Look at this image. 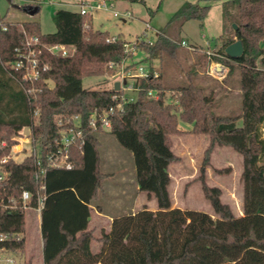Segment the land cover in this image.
<instances>
[{
	"label": "trees",
	"instance_id": "trees-1",
	"mask_svg": "<svg viewBox=\"0 0 264 264\" xmlns=\"http://www.w3.org/2000/svg\"><path fill=\"white\" fill-rule=\"evenodd\" d=\"M210 5L185 2L170 21L202 22ZM236 29L220 35L222 45L215 54H204L207 65L218 62L230 74L239 69L241 113L222 115L213 110L205 89L191 83L179 87L176 102L164 99L161 74L148 69L146 77L135 80L136 98L112 100L122 90L89 89L82 79L94 75L92 63L101 64L103 75L114 73L126 58V41L107 31H84L88 15L59 9L52 20L55 31L39 33L37 27L5 22L0 27V251L21 254L25 248V207H41L43 264H264V0H226L224 19H233ZM90 18V17H89ZM91 19V18H90ZM90 19L88 23L91 25ZM23 30L36 34L43 45L42 58L49 69L27 94L10 74L6 62L17 59L15 48L23 49ZM236 39L243 45L238 58H229L224 47ZM74 46L71 56L53 55L45 46ZM178 44L160 31L152 43H142L147 59L172 54ZM206 53V52H205ZM131 64L125 69L130 68ZM196 72V69L194 70ZM52 83V85L50 84ZM26 87H30L27 85ZM159 94L149 97L148 91ZM109 129L89 125L93 111L109 110ZM38 110V117H34ZM78 115L82 138L67 149L70 169L52 165L59 150L63 123L58 119ZM178 122L190 124L191 133L208 137L200 168L201 189L214 216L207 212L173 208L168 166L179 160L171 149L170 135L181 132ZM29 127L37 152L21 161L11 156L15 131ZM104 130L133 158L138 190L154 199L157 211L146 207L135 214L115 217L110 231L103 233L97 252L90 249L92 233L86 231L88 203L96 198L105 174L100 171L96 131ZM216 146L228 147L242 156V210L235 216L221 201V190L205 182L204 172ZM227 169H216L223 173ZM29 199L23 202L22 193ZM78 233V235H76ZM16 257V256H15ZM28 264V263H22Z\"/></svg>",
	"mask_w": 264,
	"mask_h": 264
},
{
	"label": "rangeland",
	"instance_id": "rangeland-1",
	"mask_svg": "<svg viewBox=\"0 0 264 264\" xmlns=\"http://www.w3.org/2000/svg\"><path fill=\"white\" fill-rule=\"evenodd\" d=\"M102 1L107 4L111 3V9L93 11L91 19L88 15L85 24L90 19L92 29L107 31L108 39L120 35L127 43L125 46L126 58L110 75L100 74L101 64L92 63L91 69H94V75L83 78V86L102 90L113 89L116 81H123L124 85H127L128 82L134 84V79H123L120 73L142 66L146 70L153 69L156 74H161V82L165 88L163 96L168 104L176 102L179 87L191 83L205 89L214 102L215 113L222 115L241 113L239 69L235 67L227 76L228 67L212 61L225 68L224 73L218 76L214 74V66L210 68L212 62L209 65L206 63V54L217 52L222 45L221 39L217 41L215 39L220 35H231L233 26L236 25V9L232 10L234 14L232 20L223 17L222 2L226 0H0V23L15 20L17 22L10 23L32 25L37 27L39 32L48 33L55 30L52 20L55 11L59 9L77 11L83 4H96ZM196 1H199L200 4L210 5L202 22L193 19L184 23L170 21L172 15L182 4ZM27 7H37L38 11L29 15L24 10ZM114 11L118 14L114 15ZM90 28L84 27V31L87 32ZM160 31L178 44V47L172 54L166 53L160 59H147L140 45L152 43ZM182 42L186 44H181ZM130 64L132 66L126 70L125 68ZM195 69L196 72H194ZM123 74L126 75V72ZM50 84L52 85L51 82ZM130 86L122 88V95L124 98L135 99L136 91ZM38 114H34V117H38ZM188 127H190L189 124L178 122L181 132L170 135L171 149L173 148L172 151L179 157V160L172 163L171 168H168L171 179L169 185L171 202L174 207H180L182 210L204 211L215 217L203 195L200 182V168L208 143L205 146L203 135L184 130ZM15 132L12 139L16 141L17 145L15 148L12 147L11 156L13 159L21 160L33 149L31 140L28 139L32 132L29 127L19 128ZM108 132L107 130L95 132L96 137H103L99 148V168L107 178L104 182L105 187H109L111 191L109 196L105 195V197L119 199L124 203L125 199L135 197L136 194L133 158L116 142L113 136H109ZM189 133L196 136H189ZM261 133L264 137V124L261 126ZM231 151L230 148H225L224 153L228 154H224L223 151L217 150L213 154V158L212 153L210 154V164L205 169L204 179L208 185L221 187L224 199L230 201L232 208L236 209V207H240L242 195V182L237 170L236 156L238 155L240 161L241 156L236 152L231 154ZM223 156H229L230 164L221 162ZM216 169H227V171L218 173ZM123 207L125 208V205ZM33 213L32 209H27L25 213L26 257L28 254H34L38 257L36 263L40 264L41 244L37 236L36 217H33L35 213ZM22 254L23 252L15 254L19 264L25 262V259L21 260Z\"/></svg>",
	"mask_w": 264,
	"mask_h": 264
},
{
	"label": "built area",
	"instance_id": "built-area-1",
	"mask_svg": "<svg viewBox=\"0 0 264 264\" xmlns=\"http://www.w3.org/2000/svg\"><path fill=\"white\" fill-rule=\"evenodd\" d=\"M111 7H112L111 3L107 4L106 2L102 1L96 4L93 3L83 4L79 7L78 11L82 15H92L93 11H96L98 9H104V10L111 9ZM117 14L118 13L114 11V15ZM0 27H2V29H5V26L2 23H0ZM84 27L86 29H89L90 24L86 23ZM181 44L185 45L186 43L182 42ZM20 45L23 46V49L15 48L14 50L17 59H15L14 61L6 62L5 65L8 67L10 74L18 81V83L22 86L25 92L27 94H30L33 90H35L33 87L34 83L40 79L43 73L48 71L49 65L42 58L43 45L36 34H29L25 30H23V39L20 41ZM126 45L127 43L125 44V46ZM45 47L48 50V52H50L51 54L61 57L71 56L75 51L74 46L65 45V44H53ZM208 54L211 55L215 53L208 52ZM224 69L225 68L223 66L219 70L216 69V66L213 67L214 74L218 76H221L224 73ZM124 72H126V75L123 74ZM120 74L122 75L123 79L130 78L136 80L137 78L140 77H146L148 75V70H146V68L142 66H138L137 68L135 67L134 69L123 71ZM156 75L157 74L154 73V76ZM128 83L127 85H124L123 81H119V86H120L119 90H122L123 87H127L128 85H131L130 87L134 89V84L132 83L128 84ZM27 85H30V87H26ZM147 95L149 97H154V98L159 97V94L152 90H149ZM117 99L120 100L119 104L117 105L118 109H121V102L134 100L132 98H124L122 94L112 96V100H117ZM114 110L115 109L111 107L109 108V110L93 111L90 115L89 125L93 129H97L98 127H101L103 129H109L110 120L108 119V115L114 112ZM34 114L35 115L38 114V111L34 110ZM62 123L64 125V129L61 132V138L59 141L60 148L58 150L56 158L52 161V165L70 169L72 167V164L69 160L67 149L70 145L77 143L82 138L83 130L81 128V121L78 115L67 117L64 119V122H62L61 119H58L57 124L61 125ZM24 128L25 127H21V129ZM28 139L31 140V144L33 146V149L30 153L35 154L38 149L32 143V134L29 135ZM16 145L17 144H15L13 147L15 148ZM5 161L6 158H2L0 160L1 163ZM4 178H6V173L4 171H0V180ZM28 199H29V193L27 191H24L22 193L21 200L26 201ZM41 206H42V201L39 200L38 201L39 209L41 208ZM1 239H3L2 235H0V240ZM0 264H19V263H18V259L14 256V254L0 251Z\"/></svg>",
	"mask_w": 264,
	"mask_h": 264
},
{
	"label": "crops",
	"instance_id": "crops-1",
	"mask_svg": "<svg viewBox=\"0 0 264 264\" xmlns=\"http://www.w3.org/2000/svg\"><path fill=\"white\" fill-rule=\"evenodd\" d=\"M29 15H31V14H29ZM91 17H92V15H90V18ZM8 22H17V21H15V20L14 21L13 20L10 21L9 20ZM18 22H20V21H18ZM54 31H52V32H54ZM26 32L31 34L28 31H26ZM38 32H39V29H38ZM52 32H48V33H52ZM39 33H41V32H39ZM211 66L215 67L216 64H214V62H212V64H210V68H211ZM191 127L192 126L190 125V127L186 128L184 130L190 131ZM188 135L189 136L190 135L191 136H196V135H193V134H190V133ZM109 136H112V135L109 134ZM178 136H182V135H178ZM202 138H203L204 144L206 146V144L209 143L208 137L206 135H203ZM97 141H98V145H99L98 149H99L100 146H101V142H103V137H101V138L97 137ZM225 148H228V147L216 146L213 149L212 158H213V154H215V152L217 150H221V151H223L222 153H224V149ZM172 150H173V148H172ZM233 152L235 153L236 151L232 150L231 154H234ZM224 154H228V153L225 152ZM237 154H239V153H237ZM129 155H130V153H129ZM130 156L132 157V155H130ZM228 157L229 156H223L222 159H221V162H223L225 164H230L229 163L230 160H229ZM236 157H237L236 161L238 162L237 170H238V173H239L240 179H241L242 156H241V161H240L238 155ZM21 160H16V161H21ZM171 165L172 164H170L168 166V168H171ZM230 166H232V165H230ZM216 168H218V167H216ZM134 178H135V170H134ZM106 180H107V178L103 179L102 187L98 191L97 197L93 198L87 204L88 208H89V220H88V223H87V226H86V231L91 232L93 237H94L91 240V243H90V249H91L92 252H97L99 250V248L101 246V241L99 239L101 238L103 233H107V232L110 231L111 223H112V221H113V219L115 217H118V216H121V215H127V214H135L136 212H138L139 210L143 209L144 207H146L148 210H150L152 212L157 211L156 201L154 199H149L145 193L140 192L138 190V186L136 184V181H135L136 194L134 195L135 197H132L130 199H125L124 203H122L123 201L121 202V200H119V199H112V197L111 198L110 197H108V198L105 197V195L109 196V193H111L109 187H107V186L105 187V185H104V182H106ZM210 186H216V185H210ZM216 187L220 188V190H221V196H220L221 201L223 203L229 205V207H230L231 211L233 212V214L235 216L243 215V210H242V196H243V192H242V195H241L240 207H236V209H233L232 205L230 204V201H226L224 199L221 187H219V186H216ZM242 187H243V185H242ZM23 202H25V201H23ZM123 205H125V208L123 207ZM172 207L173 208H180V207H176V206L174 207L173 204H172ZM27 209H32L33 212L35 213V214L33 213L34 214L33 217L34 218L36 217L37 236L39 237L40 244H41L40 264H43V239H42V233H41V208L39 209L38 206L35 207V208H33V207L32 208L31 207H25L24 214L26 213ZM25 218H26V215H25ZM25 224H26V220H25ZM24 233H25V231H24ZM24 233H23V236H24V239H25V248H24L25 252L23 251L22 255L24 256V258L22 256L21 260L25 259V263H28V264H37L36 261H37L38 257H36L34 254H30V255L28 254L27 257H26V248H27V246H26V238H25ZM76 235H78V233Z\"/></svg>",
	"mask_w": 264,
	"mask_h": 264
},
{
	"label": "water",
	"instance_id": "water-1",
	"mask_svg": "<svg viewBox=\"0 0 264 264\" xmlns=\"http://www.w3.org/2000/svg\"><path fill=\"white\" fill-rule=\"evenodd\" d=\"M25 11H27L29 14H34L37 12L38 8L37 7H27L24 9ZM234 29H236V25L233 26ZM224 53L232 59L238 58L239 56L242 55L243 53V45L240 39H236L233 42L229 43L228 45H226L224 47ZM222 68L221 64H217L216 65V69L219 70ZM120 86H119V82L116 81L114 82L113 85V89L114 90H119Z\"/></svg>",
	"mask_w": 264,
	"mask_h": 264
}]
</instances>
